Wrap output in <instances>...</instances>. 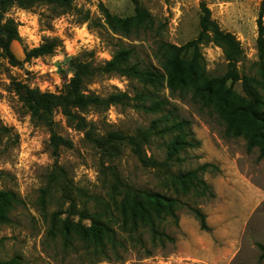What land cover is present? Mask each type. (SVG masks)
I'll list each match as a JSON object with an SVG mask.
<instances>
[{"label":"rangeland","instance_id":"374dc122","mask_svg":"<svg viewBox=\"0 0 264 264\" xmlns=\"http://www.w3.org/2000/svg\"><path fill=\"white\" fill-rule=\"evenodd\" d=\"M204 2L211 20L222 32L233 35L242 50L236 64L238 76L260 81L264 58L257 49V20L262 14L264 26V1ZM137 9L145 11L149 20L140 26L134 21L123 26ZM200 12V0H73L69 12L60 16L38 3L27 10L16 5L7 10L3 18L16 23L18 36L9 51L21 63L12 67L0 59V127L5 129L0 133V191L14 194L18 204L7 214L8 220L0 223V263L204 264L181 256L184 250L178 242L184 234L179 217L193 218L187 207L198 209L207 225L206 214L223 207V200L217 205L211 184L221 176V168L226 171L232 164L262 192L263 200L242 224L233 256L225 264H264V258L260 259L264 248V158L257 160V148L247 153L243 138L224 136L221 118L211 108L195 103L189 89L171 90L163 83L155 92L119 76L86 86L100 97L125 93L130 99L106 112L91 110L83 115L95 136L116 132L137 137L163 115L170 116V121L189 122L187 132L198 147L180 151L179 161L155 169L144 168L126 144L118 147L117 157H108L68 124L60 110L53 112L51 127L32 120L17 95L21 86L58 95L72 77V62L99 66L120 47L132 49L131 61L144 69L161 70L162 48L168 44L183 48L185 58L190 59L200 30ZM52 38L60 45L53 55L23 62L26 50ZM197 46L199 66L205 74L223 76L227 63L221 49L212 43ZM258 90L264 101V91ZM233 91L242 97L240 82ZM146 93L163 103L159 112L140 108L136 96ZM50 130L72 142V148L60 149L57 158L51 156ZM170 138L150 139L143 146L145 155L163 163ZM203 164H212L219 171L198 173V180L186 189L172 177L194 172ZM114 174L123 186L173 200V213L161 202L162 213L140 216L124 201L125 189L114 187ZM237 205L238 201L229 208ZM83 212L96 220L97 237L92 235L91 220L81 218ZM216 236L214 241L222 247L221 232Z\"/></svg>","mask_w":264,"mask_h":264},{"label":"trees","instance_id":"16d2710c","mask_svg":"<svg viewBox=\"0 0 264 264\" xmlns=\"http://www.w3.org/2000/svg\"><path fill=\"white\" fill-rule=\"evenodd\" d=\"M72 2L73 0H2L0 3V32L4 33L5 36L0 35V59L7 60L12 67H16L21 63L9 51L11 42L18 38L16 23L13 20H4L3 18L9 8L16 5L18 8L27 10L33 4L38 3L51 7L56 16H60L69 12ZM200 11V30L190 59L185 58L183 48L168 44L162 48L161 70L144 69L131 61L133 57L132 49L120 47L113 52L110 60L99 66L79 61L72 62V77L64 85L62 93L58 95L48 92L43 93L38 89L21 86L17 89L19 100L32 120L51 127L53 112L60 110L68 124L75 130L82 132L86 141L108 157H117L120 153L118 147L126 144L144 168L155 169L179 161L180 151L198 147V142H193L192 133L187 132L189 122L170 121V116L163 115L158 120H154L146 130L139 131L137 137L123 136L116 132H109L105 136H95L93 126L86 122L83 115L91 110L106 112L111 106L126 105L130 99L125 93L100 97L87 90L86 86L98 79L110 76L135 80L144 88H150L155 92L162 88L163 83H166L171 90L189 89L195 103L200 104L202 108H211L221 118L225 128L224 136L243 138L247 153H251L255 148L258 149L257 160L259 161L264 158V101L258 89L261 88L264 91V75L260 81L249 77H239L236 64L241 59L242 50L234 36L222 32L216 23L211 20L210 11L204 0H200ZM148 20L149 15L145 11L137 9L135 17L132 20L123 22L122 25L128 26L134 21L135 25L140 26ZM257 26V49L260 58L263 59L264 26L262 25V14L259 15ZM202 43H212L221 49L227 63L226 72L223 76L209 77L205 74L204 69L199 66L200 54L197 45ZM59 46L57 39L45 40L38 47L26 50L23 62L27 63L32 59L51 56ZM238 82H240L242 97L237 96L233 91V86ZM136 99L140 103L141 109L151 113L159 112L163 104L148 93L139 94ZM147 102H149L148 105H146ZM207 113H210L209 116L212 115L211 111ZM3 131L5 129L0 127V133ZM50 131L49 148L51 156L57 158L60 149L72 148V142L52 130ZM166 136L171 138L166 144L165 161L158 163L153 158L147 157L143 151V146L148 144L153 137L164 138ZM208 169L219 171L212 164H203L194 172L172 177L180 182L183 189H186L188 185L193 184V180H198V173H206ZM114 176V187L125 189L124 201L128 200L131 208L137 209L140 216L146 215L148 217L151 212L157 213V215L162 213L163 206H161V202L167 203L166 207L169 209L170 215L173 213L171 211L173 200L157 193H149L123 186L115 174ZM17 204L18 200L14 194L0 191V223L8 220L7 214ZM187 209L197 221L200 231L209 232L210 229L205 223V216L198 209L189 207ZM80 216L82 219L91 220L92 235L97 237L99 230L96 228V220L90 218L86 212L81 213ZM151 226H153L152 222ZM152 232L156 233L153 228ZM261 249L263 253L260 259H263L264 248Z\"/></svg>","mask_w":264,"mask_h":264},{"label":"crops","instance_id":"0c3cea01","mask_svg":"<svg viewBox=\"0 0 264 264\" xmlns=\"http://www.w3.org/2000/svg\"><path fill=\"white\" fill-rule=\"evenodd\" d=\"M220 171L221 176L211 185L215 199L219 201L217 205L223 200V207L206 214L210 231H200L197 221L189 215L179 217L178 225L184 238L179 240L178 245L184 250L181 255L184 259L204 264H225L233 256L232 248L242 224L263 200L262 192L241 176L232 164L226 171L222 168ZM237 201L239 205L230 209L229 206L237 204ZM217 231L222 237V247L219 248L214 241Z\"/></svg>","mask_w":264,"mask_h":264},{"label":"water","instance_id":"95a60500","mask_svg":"<svg viewBox=\"0 0 264 264\" xmlns=\"http://www.w3.org/2000/svg\"><path fill=\"white\" fill-rule=\"evenodd\" d=\"M1 2H2V0H0V3H1ZM0 35H3V36H5V34H4V33H1V32H0Z\"/></svg>","mask_w":264,"mask_h":264}]
</instances>
